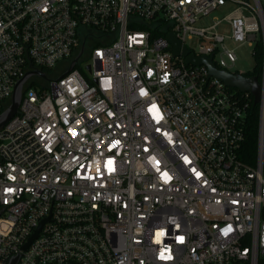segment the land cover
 Returning <instances> with one entry per match:
<instances>
[{"label": "built area", "instance_id": "obj_1", "mask_svg": "<svg viewBox=\"0 0 264 264\" xmlns=\"http://www.w3.org/2000/svg\"><path fill=\"white\" fill-rule=\"evenodd\" d=\"M170 32L230 72L226 40L262 41L254 155L252 95ZM34 70L0 127V264H264V0H0V113Z\"/></svg>", "mask_w": 264, "mask_h": 264}, {"label": "water", "instance_id": "obj_2", "mask_svg": "<svg viewBox=\"0 0 264 264\" xmlns=\"http://www.w3.org/2000/svg\"><path fill=\"white\" fill-rule=\"evenodd\" d=\"M166 38L172 44L174 56L182 54V56L185 58L186 63H191L197 66L205 65L208 68L209 76H213L223 81L226 85L233 88H237L241 92H249L253 97V104H257L260 101L261 86L256 75H245L242 72H230L226 69L218 68L214 63L212 56H197L192 53L186 46L181 47L180 40L176 38L173 32L167 33ZM76 60L77 57L73 59L68 70L73 67ZM31 74L43 75L44 72L42 70L29 71L16 83L11 96L10 104L0 113V127L7 123L17 112L22 94L23 84L26 81L27 77ZM42 223L43 221L40 222L38 228L31 235L28 241L23 245V249H25L30 243V241L37 236V233L39 232ZM17 257L18 256L14 257L11 260L10 264H14Z\"/></svg>", "mask_w": 264, "mask_h": 264}, {"label": "trees", "instance_id": "obj_3", "mask_svg": "<svg viewBox=\"0 0 264 264\" xmlns=\"http://www.w3.org/2000/svg\"><path fill=\"white\" fill-rule=\"evenodd\" d=\"M165 32L157 26V35H163ZM254 66L251 70L243 73L245 75H256L258 79H261L262 68H263V45L262 41L258 40L255 44L254 50ZM236 92L240 93L237 88H232ZM257 122H258V105L253 104V100L250 101L248 109V116L245 123L246 132V152L254 155L256 149V133H257Z\"/></svg>", "mask_w": 264, "mask_h": 264}, {"label": "rangeland", "instance_id": "obj_4", "mask_svg": "<svg viewBox=\"0 0 264 264\" xmlns=\"http://www.w3.org/2000/svg\"><path fill=\"white\" fill-rule=\"evenodd\" d=\"M235 6L233 4H226L224 6H221L217 9H215L214 11H212L210 13L209 16L205 17L202 20V23L204 24H208L211 22V19L213 17L215 18H220L222 16L227 15ZM227 30V29H225ZM226 43L230 46L235 48V51L237 53V62L235 64V66L231 69V72H242L245 73L249 70H251L254 66L255 60H254V56L252 54L251 48L247 46L246 43H238V42H234L232 40H226ZM187 44L189 46H193V41L192 40H188ZM87 59H82L80 60V66L82 67V70L84 72L85 75L91 77V74L89 73V71L85 68V64L87 63Z\"/></svg>", "mask_w": 264, "mask_h": 264}, {"label": "snow or ice", "instance_id": "obj_5", "mask_svg": "<svg viewBox=\"0 0 264 264\" xmlns=\"http://www.w3.org/2000/svg\"><path fill=\"white\" fill-rule=\"evenodd\" d=\"M159 235H162V233H160Z\"/></svg>", "mask_w": 264, "mask_h": 264}]
</instances>
